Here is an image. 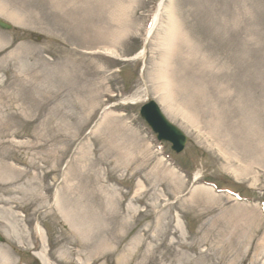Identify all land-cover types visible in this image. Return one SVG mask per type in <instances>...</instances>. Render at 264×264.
<instances>
[{
    "label": "rangeland",
    "instance_id": "rangeland-1",
    "mask_svg": "<svg viewBox=\"0 0 264 264\" xmlns=\"http://www.w3.org/2000/svg\"><path fill=\"white\" fill-rule=\"evenodd\" d=\"M0 19V264H264V0H0Z\"/></svg>",
    "mask_w": 264,
    "mask_h": 264
},
{
    "label": "water",
    "instance_id": "water-1",
    "mask_svg": "<svg viewBox=\"0 0 264 264\" xmlns=\"http://www.w3.org/2000/svg\"><path fill=\"white\" fill-rule=\"evenodd\" d=\"M0 26L4 29H11L12 25L0 19ZM142 115L151 124L154 131L159 133L160 139H166L173 143V148L180 152L186 143L185 134L172 124L161 112L155 101H150L142 107ZM0 239H2L0 237Z\"/></svg>",
    "mask_w": 264,
    "mask_h": 264
},
{
    "label": "bare ground",
    "instance_id": "bare-ground-1",
    "mask_svg": "<svg viewBox=\"0 0 264 264\" xmlns=\"http://www.w3.org/2000/svg\"><path fill=\"white\" fill-rule=\"evenodd\" d=\"M174 17L173 16H171L170 15V17H169V20H170V28H169V30H168V32H166V36H168V38H172L175 34H176V27H177V25H176V23H175V19H173ZM144 51H142L141 53H143ZM161 76H162V78L164 79V83H163V86L164 87H167V85L169 84V81H168V79L166 78V74L165 73H163V72H161ZM169 94V93H168ZM168 94H166V96H164V98H163V100L165 101V102H167V104H168V106L169 107H171L172 106V99H171V97L168 95ZM4 164L3 163H1V165L0 166H3ZM56 205L57 206H60V205H58L59 203H58V198H56ZM60 208V211H61V214L63 215V217L67 220V221H70V220H68V217H67V206H61V207H59ZM71 223V225L72 224H74L75 222H70ZM73 226V225H72ZM81 245V244H80ZM99 250V249H98ZM104 251V250H103ZM102 251V252H103ZM36 255L38 256V258L39 259H41V261H42V263L43 264H50L51 262H49V260L47 259V257L45 256V254H43L42 252H40V253H36ZM101 255V254H100ZM124 258H126V256H124V257H121V258H119V260H118V264H124V262H125V260H124ZM2 261H4V262H6L5 261V257H3L2 256ZM51 264H73L72 263V261H69V262H67V261H59V262H54V263H51ZM75 264H84V263H82V262H80V260L78 259L77 261H76V263ZM94 264H102L101 262L100 263H98V262H96V263H94Z\"/></svg>",
    "mask_w": 264,
    "mask_h": 264
}]
</instances>
